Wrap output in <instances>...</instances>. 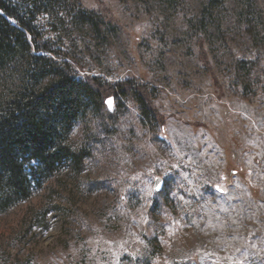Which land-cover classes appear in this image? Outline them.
<instances>
[{
	"label": "rangeland",
	"instance_id": "374dc122",
	"mask_svg": "<svg viewBox=\"0 0 264 264\" xmlns=\"http://www.w3.org/2000/svg\"><path fill=\"white\" fill-rule=\"evenodd\" d=\"M81 4L101 34L45 24L58 59L142 85L162 123L132 96L82 111V169L0 212V264H264V0Z\"/></svg>",
	"mask_w": 264,
	"mask_h": 264
},
{
	"label": "trees",
	"instance_id": "16d2710c",
	"mask_svg": "<svg viewBox=\"0 0 264 264\" xmlns=\"http://www.w3.org/2000/svg\"><path fill=\"white\" fill-rule=\"evenodd\" d=\"M104 22L81 0H0V212L41 190L65 163L80 172L87 152L74 148L69 137L87 107L132 96L143 117L162 123L142 85L77 75L69 58L58 59L57 36L44 31L45 24L69 23L78 32L101 34ZM198 49L209 68L200 38Z\"/></svg>",
	"mask_w": 264,
	"mask_h": 264
},
{
	"label": "water",
	"instance_id": "95a60500",
	"mask_svg": "<svg viewBox=\"0 0 264 264\" xmlns=\"http://www.w3.org/2000/svg\"><path fill=\"white\" fill-rule=\"evenodd\" d=\"M109 100H112V99L111 98H108L107 101H109ZM108 108H110L109 107V104H108ZM161 186H162V180H161V178L158 177V178H156L154 180V189L156 191H159L161 189Z\"/></svg>",
	"mask_w": 264,
	"mask_h": 264
},
{
	"label": "snow or ice",
	"instance_id": "6c2138e0",
	"mask_svg": "<svg viewBox=\"0 0 264 264\" xmlns=\"http://www.w3.org/2000/svg\"><path fill=\"white\" fill-rule=\"evenodd\" d=\"M107 103L109 104V107H111V100L107 101Z\"/></svg>",
	"mask_w": 264,
	"mask_h": 264
}]
</instances>
